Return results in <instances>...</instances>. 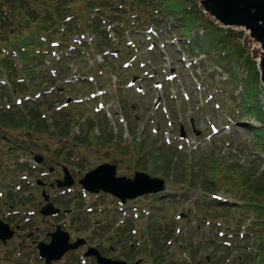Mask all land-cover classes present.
I'll return each instance as SVG.
<instances>
[{
    "label": "rangeland",
    "instance_id": "1",
    "mask_svg": "<svg viewBox=\"0 0 264 264\" xmlns=\"http://www.w3.org/2000/svg\"><path fill=\"white\" fill-rule=\"evenodd\" d=\"M195 1L201 5L202 0ZM149 6L135 9L139 15L136 36L131 38L135 48H126L121 37L117 45L111 41L113 49L101 57L90 46L92 38L85 35L88 43L74 50L72 58L62 59L61 52H53L44 62L35 61L32 65L39 73L31 77L23 76L26 65L7 50L14 48L19 33L0 32V62L14 56L5 71L0 64V111H15L21 118L26 103H45L47 110L40 111L47 126L55 121L69 123L68 135L55 137L50 134L54 127L41 132L32 126L18 127L16 117L10 125L0 121V220L10 222L15 232L5 245L0 242V264H44L37 244L49 243L47 234L57 226L69 233L72 242L82 238L87 244L53 264H97L95 257H84L87 247L126 264L139 260L141 264H244L252 257V264H264V234L260 237L261 228L255 226L257 220L262 222L263 233L264 221L244 208L252 204L246 192L252 191L249 183L242 188L240 181L231 184L219 174L213 178L225 163L246 168L248 177L253 173L264 177V134L252 131L264 128V86L253 76L248 61L251 58L258 68L263 50L246 31L224 29L227 35L236 34L233 38L242 47L233 76L229 59L220 61L216 52L197 50L200 41L193 44L204 35L203 21L185 37L169 18L162 20L172 28L166 24L153 31L155 23L139 14ZM203 14L206 22H216ZM141 18L146 24L140 27ZM59 60L62 66L57 63L58 76L53 77ZM68 99L73 102L66 105ZM34 155L44 158L42 165L33 162ZM169 160L174 169H165ZM102 164L117 165V177L132 179L135 172H142L163 179L168 191L124 206L110 195L83 191L78 182ZM62 166L70 170L75 184L59 193L51 187L64 181ZM49 169L51 175L44 177ZM42 190L55 207L70 212L42 217ZM213 196L241 208L230 209L229 221L224 222ZM241 224L250 233L248 242L227 231ZM255 231L260 232L254 235ZM228 249L231 254L226 256Z\"/></svg>",
    "mask_w": 264,
    "mask_h": 264
},
{
    "label": "trees",
    "instance_id": "2",
    "mask_svg": "<svg viewBox=\"0 0 264 264\" xmlns=\"http://www.w3.org/2000/svg\"><path fill=\"white\" fill-rule=\"evenodd\" d=\"M147 3L150 5V8H146L142 14L139 12L141 16L153 20L158 27L165 25L161 19L169 18L175 23L173 27L181 30L184 37L192 26L195 25L194 28H198L199 20L203 21V28H205L203 37L199 38L198 36L193 41L194 45L200 41L201 45L196 49L202 50V52L209 55L216 52L218 60L229 59V64L232 68L235 62L240 63L239 60L243 54L241 53V45L233 38L236 34L227 35L224 32L225 30L214 22H206L204 14L195 0H0V32L2 30L10 32L13 30V32L19 33V39L13 46L20 50L19 61L22 63L33 64L35 61L43 60L45 52L37 53V51H43L45 48L50 47V43L58 36H60V48L65 44L72 43L73 35L82 34V28L95 37L93 46L96 48V52L103 54L106 50L113 48L109 38L108 26L114 25V32L117 35H122L123 29L133 27L128 18L127 10H135L136 8L142 10ZM20 12H23L25 16L19 17ZM157 16L160 18H157ZM25 22L29 23L25 25ZM169 26H171L170 23ZM248 61L250 62L249 68L253 69V76L256 75L259 81L257 64L251 58ZM0 64L3 65L4 70L12 66L11 63L5 61L0 62ZM37 69L26 66L22 74L24 77H31L39 73ZM231 73L233 76L237 75L234 68L231 70ZM248 73L250 74L249 70ZM1 75L2 72L0 71ZM51 83L54 84L55 82L51 81ZM42 107L47 110L45 103L33 105L26 103L25 110L21 112L23 114L21 118L18 117L15 111H0V121L6 125L7 123L10 125L11 120L17 118L20 119V125L17 126L24 127L23 129L32 126L42 132L44 129L48 128L50 130L54 127V131L50 132L51 135L55 137L67 136L69 123L67 121H55L52 127L47 126L41 118L40 110ZM253 132L257 136H261L264 134V128L254 129ZM261 143H264V138L261 140ZM136 150L137 148H135L134 152ZM236 167L240 171L236 170ZM172 168L174 169V163L169 160V162H166L165 169ZM177 169L180 170L181 166L178 165ZM244 169L246 168L225 163L216 169L213 173V178L217 177L214 175L219 174L221 175L220 178L225 177L224 180L228 183L232 184L240 181L242 188L246 187L247 183H249L252 191L246 190V192L249 194L252 204L244 208L252 209V212L256 215L258 214L257 216L262 217L261 219L264 221V177L257 178L254 176L255 173L248 177V170L243 171ZM246 177L247 180L245 179ZM230 192L232 191L230 190ZM212 202L218 210L224 213L220 217L224 222L229 221L230 209H240L239 206L234 204L229 205L228 203L217 202L215 200ZM262 234L264 232L262 233L261 230L260 237ZM243 248L247 249L248 246L244 245ZM237 249L242 251V247H238ZM258 249L262 251V244H260ZM228 250L230 251L226 252V256L231 254V249ZM239 258H237V261H239ZM254 258H250L244 264H252Z\"/></svg>",
    "mask_w": 264,
    "mask_h": 264
},
{
    "label": "water",
    "instance_id": "3",
    "mask_svg": "<svg viewBox=\"0 0 264 264\" xmlns=\"http://www.w3.org/2000/svg\"><path fill=\"white\" fill-rule=\"evenodd\" d=\"M201 7L204 13L209 14L214 20L225 28H239L261 46L264 53V0H202ZM260 81L264 86V54L259 63ZM183 134V132H182ZM36 162H41V157H35ZM64 181H57L59 188L71 187L74 184L67 168H63ZM117 166L103 164L93 171L87 173L79 181L83 189L93 194L103 191L113 197L118 198L123 203L127 200L136 199L148 194L161 193L166 190L165 181L162 179L151 178L142 172H135L133 179L116 176ZM40 184V182H39ZM47 203L41 210L44 217L53 216L60 212L49 202V197L42 193ZM14 231L10 230L8 224L0 221V240L6 243L14 236ZM51 238L49 244L39 243L38 250L41 259H45V264H52L60 261L66 253L77 250L84 246V239H77L70 243V235L61 230L60 227L55 232L48 234ZM85 257H95L97 264H126L123 261H115L104 258L95 248H90ZM138 261L133 264H140Z\"/></svg>",
    "mask_w": 264,
    "mask_h": 264
}]
</instances>
